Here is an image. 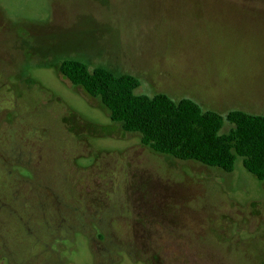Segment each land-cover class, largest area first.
I'll list each match as a JSON object with an SVG mask.
<instances>
[{"label": "rangeland", "instance_id": "1", "mask_svg": "<svg viewBox=\"0 0 264 264\" xmlns=\"http://www.w3.org/2000/svg\"><path fill=\"white\" fill-rule=\"evenodd\" d=\"M66 58L264 115V0H0V264H264V181L153 151Z\"/></svg>", "mask_w": 264, "mask_h": 264}, {"label": "trees", "instance_id": "2", "mask_svg": "<svg viewBox=\"0 0 264 264\" xmlns=\"http://www.w3.org/2000/svg\"><path fill=\"white\" fill-rule=\"evenodd\" d=\"M58 70L87 95L99 98L111 121L138 133L141 143L153 151L226 172L240 157L243 167L264 181V115L240 109L219 113L164 93L137 94L136 76L101 66L90 69L75 58L63 59Z\"/></svg>", "mask_w": 264, "mask_h": 264}]
</instances>
